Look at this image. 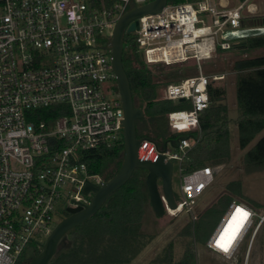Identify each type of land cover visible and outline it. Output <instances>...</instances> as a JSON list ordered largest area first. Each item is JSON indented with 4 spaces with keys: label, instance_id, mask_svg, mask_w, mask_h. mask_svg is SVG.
<instances>
[{
    "label": "built area",
    "instance_id": "built-area-1",
    "mask_svg": "<svg viewBox=\"0 0 264 264\" xmlns=\"http://www.w3.org/2000/svg\"><path fill=\"white\" fill-rule=\"evenodd\" d=\"M149 1L0 0V264H17L28 247L41 249L54 229L56 207H76L71 200L87 205L84 185L101 184L100 176L88 174L80 154L110 148L122 139L118 125L124 117L110 64L112 32L125 12ZM250 1L232 9L227 0L167 2L160 13L136 19L134 31L125 33L145 65L195 61L197 75L164 88L163 101L189 107L167 114L174 133L198 129L200 115L211 104L209 86L224 79L204 75L201 62L240 43L226 40L227 32L250 28L246 25L251 20L262 17L264 0ZM204 15L211 17V25H205ZM52 105L64 107L65 114L51 121L30 120L28 111ZM141 142L152 146L155 155L178 162L180 200L174 199V209L163 200L165 212L191 213L214 180L211 167L185 173L182 165L197 141L182 138L159 148L149 139ZM55 215L61 220V214ZM235 218L241 228L233 240L236 223L233 230L223 231ZM263 223L264 213L232 200L205 246L231 260L249 235L243 261L247 264Z\"/></svg>",
    "mask_w": 264,
    "mask_h": 264
},
{
    "label": "trees",
    "instance_id": "trees-1",
    "mask_svg": "<svg viewBox=\"0 0 264 264\" xmlns=\"http://www.w3.org/2000/svg\"><path fill=\"white\" fill-rule=\"evenodd\" d=\"M186 2L190 0H168V4ZM246 26L264 27V18L251 20ZM123 41H132V38L129 34H124ZM234 50H264V36L241 40L240 43L234 44L231 50H217V54ZM186 63L155 65L161 68L158 73H154L144 66L139 54L130 56L124 51L122 53V66L129 82L133 106L135 109L144 108L143 118L135 122L136 138H146L161 144L172 142L174 145L182 138L196 140L182 165L185 173H190L203 167L226 163L230 155L229 134L226 128L227 108L221 103L225 95L222 88L209 86L211 104L200 115L197 130L181 133L169 131L167 114L189 107L181 103L161 104L157 102L156 94L159 87H163V94L164 88L169 84L167 74L185 70ZM232 69L237 71L234 86L238 147L244 150L254 141L242 160L243 172L248 175L264 170V55L238 59L233 62ZM27 114L31 121H51L65 113L61 105H52L28 111ZM139 124L146 129V134H138ZM60 145L64 146L65 142ZM122 158V139L110 148H97L80 154V161L86 165L88 174L103 177L104 181L118 172ZM146 174L144 169L134 170L129 180L107 198L95 215L62 238L57 253L49 264H131L153 239L146 236L141 228L146 207L149 205L145 186ZM224 188L225 194L217 200L222 207H209L195 222H187L151 264H196L194 242L204 244L222 209L232 201L231 196H241L240 181L229 182ZM39 252L35 249L36 255ZM17 264H27L24 254Z\"/></svg>",
    "mask_w": 264,
    "mask_h": 264
},
{
    "label": "rangeland",
    "instance_id": "rangeland-1",
    "mask_svg": "<svg viewBox=\"0 0 264 264\" xmlns=\"http://www.w3.org/2000/svg\"><path fill=\"white\" fill-rule=\"evenodd\" d=\"M258 0H251L248 4H254ZM228 9H232L239 4L238 0H227ZM264 6V3H262ZM261 18H264V12L260 13ZM205 21V25H211V17L208 15L202 16ZM237 42V41H235ZM124 52L132 56L135 51L131 48L130 41H125ZM264 55V50H258L253 52H243V51H231L224 52L215 55L212 59L201 62L202 73L207 76L211 75H223L224 79L217 81L215 87L222 88L225 92L223 103L227 108V124L226 128L229 134V160L226 163H222L218 166H211L214 170V180L210 187L202 194L198 199H196L195 205L191 213L182 212L176 216H170L166 212L163 217H156L151 211L148 205L145 210V215L142 219V232L146 236L152 237V241L149 243L146 249L131 263V264H151L150 262L159 254H161L162 249L168 244V242L175 237L181 228L187 222H195L199 215L209 207H214L218 209L221 206L217 203L219 197L225 194V185L232 181H240L241 196H231V200L236 202L241 201L251 206L258 214L264 213V170L260 172H255L251 174H244L242 160L247 149H249L254 141L244 150L238 147V135L236 130V120H237V107L235 98V77L237 71L232 69V64L241 58H250L256 56ZM146 68H150L152 72L158 73V69L161 66L155 65H144ZM185 70L181 72H170L167 74L168 83H175V80H179V77H187L193 75L196 72V64L194 60H189L184 65ZM185 71V72H184ZM197 75V72L194 74ZM193 75V76H194ZM178 78V79H177ZM162 88L159 87L157 91V102L163 104ZM171 104V103H170ZM139 109L144 110L143 107ZM169 131L172 128L169 126ZM138 134H146V129L143 128L141 124L137 127ZM256 141V139H255ZM91 183H96L95 180H89ZM181 183V173L179 172L178 162H173L172 168V179H171V189L173 192L174 199L176 201L180 200L179 186ZM85 199L89 200V196H85ZM67 205L64 203V206ZM56 207L54 217H53V228L59 223V218L55 214H62L64 207ZM228 207V206H227ZM227 207L222 209V212L216 219L210 233L213 231L223 213L226 211ZM256 221V220H255ZM249 235L246 237L245 241L241 245L238 254L231 260H226L220 255L208 250L205 243H200L198 241L194 242L195 259L196 264H243L245 257V248L247 244ZM41 249L38 248L39 252ZM28 264V262H27ZM247 264H264V223L262 224L260 230L258 231L250 254Z\"/></svg>",
    "mask_w": 264,
    "mask_h": 264
},
{
    "label": "water",
    "instance_id": "water-1",
    "mask_svg": "<svg viewBox=\"0 0 264 264\" xmlns=\"http://www.w3.org/2000/svg\"><path fill=\"white\" fill-rule=\"evenodd\" d=\"M167 2L168 0H152L140 7H132L117 20L112 32L110 64L124 117L123 120H119L118 125L122 127L123 141V158L120 169L112 178L99 186L87 183L84 185L82 193L86 196L92 195L89 203L83 205L71 200V203L78 204H75L76 207L66 208L65 213L67 216L62 218L59 216L61 218L60 222L46 238L40 252L36 255L32 248H27L25 260L28 261V264H49L56 255L58 244L62 238L70 230L87 222L95 215L107 198L121 188L136 169H144L147 172L145 186L149 206L153 214L158 218L164 216L163 200L169 208H175V200L171 189L173 164L165 156L155 155L152 146L141 142L142 139L136 138L135 122L143 118L144 111L135 109L133 106L129 82L122 66L123 35L134 31L137 27L136 19L144 15L160 13ZM260 36H264V27L229 31L224 35V38L229 41H236ZM156 146L159 148L161 144L156 143ZM158 181L161 183L160 186Z\"/></svg>",
    "mask_w": 264,
    "mask_h": 264
},
{
    "label": "bare ground",
    "instance_id": "bare-ground-1",
    "mask_svg": "<svg viewBox=\"0 0 264 264\" xmlns=\"http://www.w3.org/2000/svg\"><path fill=\"white\" fill-rule=\"evenodd\" d=\"M235 223H236V224H235ZM234 224L236 225V229H237V227L239 226V230H240V228H241V227H240V226H241V221H240L239 219L235 218L234 220H231V221L228 223L227 227H225L226 229L224 228L225 231H223V232H224V233H225V232L227 233V232L230 231V229L233 230L234 227H235ZM236 229H235V230H236ZM232 230H231V233H232ZM239 230L236 231L235 236H237ZM224 233H223V234H224ZM233 240H234V239H233Z\"/></svg>",
    "mask_w": 264,
    "mask_h": 264
},
{
    "label": "snow or ice",
    "instance_id": "snow-or-ice-1",
    "mask_svg": "<svg viewBox=\"0 0 264 264\" xmlns=\"http://www.w3.org/2000/svg\"><path fill=\"white\" fill-rule=\"evenodd\" d=\"M237 211H238V213H240L243 217H247V215H248V213H246L244 210L238 209ZM238 230H239V226H238L237 229L233 232L232 239H235V234H236V231H238ZM221 247H223V249H224L225 251L228 250V247H227L226 245H221Z\"/></svg>",
    "mask_w": 264,
    "mask_h": 264
},
{
    "label": "flooded vegetation",
    "instance_id": "flooded-vegetation-1",
    "mask_svg": "<svg viewBox=\"0 0 264 264\" xmlns=\"http://www.w3.org/2000/svg\"><path fill=\"white\" fill-rule=\"evenodd\" d=\"M103 182H105V181H104V178H103V177H100L99 180H98V183H103ZM160 184H161L160 181H158V185H159V186H160ZM89 195H90V198H91L92 195H91V194H89ZM89 195H87V196H89ZM65 216H67V214H66L65 211H64V212H62L61 217H65ZM27 262H28V261H27Z\"/></svg>",
    "mask_w": 264,
    "mask_h": 264
}]
</instances>
